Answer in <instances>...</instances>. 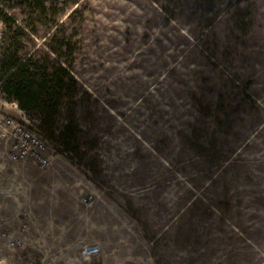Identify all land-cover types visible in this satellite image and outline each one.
<instances>
[{
    "label": "rangeland",
    "instance_id": "1",
    "mask_svg": "<svg viewBox=\"0 0 264 264\" xmlns=\"http://www.w3.org/2000/svg\"><path fill=\"white\" fill-rule=\"evenodd\" d=\"M14 36L74 75L80 131L30 162L53 227L0 264H264V0H0Z\"/></svg>",
    "mask_w": 264,
    "mask_h": 264
},
{
    "label": "trees",
    "instance_id": "2",
    "mask_svg": "<svg viewBox=\"0 0 264 264\" xmlns=\"http://www.w3.org/2000/svg\"><path fill=\"white\" fill-rule=\"evenodd\" d=\"M33 2L41 4L42 0H32V4ZM23 22L25 26H29L27 19ZM17 38L10 37L1 52L0 97L16 102L49 140L67 145L68 136L80 131L75 120L77 80L59 61L53 63L46 58L36 60L33 54L22 56ZM55 52L61 55L60 49H55ZM68 104L71 106L72 120L62 124L64 108ZM73 124H76V128L72 129Z\"/></svg>",
    "mask_w": 264,
    "mask_h": 264
},
{
    "label": "crops",
    "instance_id": "3",
    "mask_svg": "<svg viewBox=\"0 0 264 264\" xmlns=\"http://www.w3.org/2000/svg\"><path fill=\"white\" fill-rule=\"evenodd\" d=\"M7 108L13 110L11 116L27 119L16 102L0 97V111ZM30 164L11 163L5 153H0V241L9 243L15 237H22L23 244L15 248H21L25 253L30 251L32 243L41 241L43 235L50 231L53 224L49 218L55 217L40 209L43 194L41 172L36 169L31 172ZM25 222L28 224L27 229L23 228Z\"/></svg>",
    "mask_w": 264,
    "mask_h": 264
},
{
    "label": "built area",
    "instance_id": "4",
    "mask_svg": "<svg viewBox=\"0 0 264 264\" xmlns=\"http://www.w3.org/2000/svg\"><path fill=\"white\" fill-rule=\"evenodd\" d=\"M0 142L5 145L6 155L11 163L29 161L40 169H46L52 163L54 154L49 150L48 138L28 118L20 119L0 112ZM81 200L85 205H92L94 202L92 195H84ZM27 226L25 222L23 228L27 229ZM9 244L12 247L22 245L23 238L15 237ZM101 253L98 243H86L82 248V255L86 259L98 257Z\"/></svg>",
    "mask_w": 264,
    "mask_h": 264
}]
</instances>
